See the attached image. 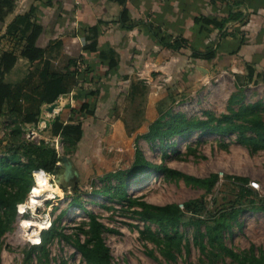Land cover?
Segmentation results:
<instances>
[{
    "label": "rangeland",
    "instance_id": "rangeland-1",
    "mask_svg": "<svg viewBox=\"0 0 264 264\" xmlns=\"http://www.w3.org/2000/svg\"><path fill=\"white\" fill-rule=\"evenodd\" d=\"M177 68L165 64V67L151 66L148 72H141L150 86L145 117L135 119L133 115L134 106L142 105V101L132 104L123 96L117 98L118 109L113 111L115 118L102 124L98 137L84 139L72 156L78 166L75 165L80 174L79 181H65L62 176L64 164L60 162L59 175L46 173L51 196L33 204L30 192L27 199L18 204L24 205L25 211L20 213L17 206L10 228L0 237V264H88L77 250L75 241L78 231L87 228L84 222L89 221V212L105 226L103 237L110 248L113 264H241L228 251L211 244H207L205 250L201 249L197 238L205 233V223L199 226L181 224L177 230L183 236L182 246L180 250H173L174 259L169 258L164 253L166 245L150 238L145 231L150 228L152 232L165 234L160 226L144 221L136 213L141 209L140 201L155 205L178 203L184 208L185 202L202 199L207 209L201 217L208 218L210 214L218 213L221 206L230 205L232 200H241L242 206L250 207L252 202L264 199V150L252 152L238 142L237 134L202 136L198 131L188 140L177 137L170 144H161L159 139L147 140L143 136L148 124L158 116L161 100H165L162 110L172 107L174 112L184 113L187 117H204L206 111L221 117L230 112L231 106L238 108L260 102L259 110L264 119L263 77L249 81L247 71L226 70L211 62L193 61L182 70ZM14 76L12 73L11 78ZM120 84L126 87L122 82ZM120 91L117 89L118 95ZM66 98L64 105L61 100L56 102L53 113L44 110L40 123L28 125L25 131L29 140H45L58 147L61 157L71 155L65 153L64 141L51 135L50 124L58 115L68 120L72 114L70 104L78 108L76 99ZM125 120L132 127L135 120L142 123L139 128L128 130ZM139 147L147 159L157 164L197 177L216 173L219 182L208 193L184 177L153 174L151 178L128 187L129 200H117L104 192L108 186L119 184L116 179L106 178V174L129 168ZM253 182L260 185L259 189L252 186ZM74 200L82 202L83 206L76 205ZM31 223L35 225L33 228H29ZM52 224L64 236L51 238L47 249L34 253L28 262L27 257L34 245L31 240L38 238L41 242L42 232ZM169 231L173 232L168 228ZM31 232L34 235H30ZM80 237L85 241L84 233ZM225 244L240 255L244 264H259L253 256L256 259L264 256V211L250 209L242 214L240 222L234 223L225 233Z\"/></svg>",
    "mask_w": 264,
    "mask_h": 264
},
{
    "label": "trees",
    "instance_id": "trees-1",
    "mask_svg": "<svg viewBox=\"0 0 264 264\" xmlns=\"http://www.w3.org/2000/svg\"><path fill=\"white\" fill-rule=\"evenodd\" d=\"M48 1L53 4L60 0ZM112 1L125 6L119 20L121 29L130 31L139 25L140 22L131 17L126 6L127 0ZM241 4V0L231 2V6ZM14 7L15 0H0V237L10 228L17 214L18 204L27 199L35 186L33 173L44 170L48 174H60L59 162H62V159L57 148L45 140L35 142L25 137L28 125L40 123L43 108L75 88L80 90L81 103L77 104L78 108H72L70 118L65 121L58 115L50 124L51 135L64 141V151L71 155L74 165L76 162L72 156L83 140L90 136L98 137L101 134L102 124L115 118L113 111L118 109L116 101L114 104L105 103L101 98L102 89L106 90L102 79L108 77L119 65L115 48L109 43H100L99 39L94 37L83 46V53L80 56H68L63 59L57 57L56 62L52 54L61 50L63 42L59 38L43 42L45 26L41 21H37L35 9L17 16L7 28L8 34L18 36L21 41L24 39L25 45L20 55L31 62L28 73L21 81L8 82L7 74L15 67L18 55L15 50L4 49L1 39L6 17ZM243 19L244 13L241 11L230 12L225 17L205 15L194 19V27L198 32L217 30L220 39L231 34L227 29L228 23ZM94 29L97 32V27ZM152 29L159 46L171 54L189 55L188 52L191 51V58L207 61L214 60L218 55L219 46L200 50L192 47L184 35L167 37L161 31ZM247 76L249 81L260 76L264 79V73L257 71L252 64L247 65ZM237 78L241 77L237 76ZM120 82L126 87L121 88L119 96H123L132 104L138 100L142 101V105L134 106L135 119L139 116L145 117L150 89L148 82L137 75L130 77L129 74L120 75L119 84ZM234 98L235 96L232 97ZM164 103L165 100L159 102L158 116L148 124V130L143 134L147 140L159 139L161 144L164 142L170 144L169 142L177 137L188 140L198 131L202 136L237 134L238 142L252 152L264 150V119L259 110L262 104L260 102L243 104L238 108L231 106L230 112L221 117H216L209 111L204 113V117H187L184 113L174 112L172 107L162 110L161 106ZM141 123L135 120V126L132 127L125 120L128 130L139 128ZM153 174L184 177L189 183L205 188L208 193L212 192L219 182V175L216 173L209 177H197L157 164L147 159L144 151L139 147L136 150L135 160L129 168L106 174V178L116 179L119 184L108 186L104 192L117 200H129L128 187L151 178ZM247 190L254 194L250 188ZM74 203L83 206L78 200H74ZM138 205L141 209L136 213L144 221L158 224L165 233L161 235L159 232H152L150 228L145 230L150 238L157 239L161 245L162 243L166 245L164 253L169 258L174 259L173 250H180L182 246L183 236L177 230L181 224L199 226L205 223V233L199 234L197 238L201 249L205 250L207 244H211L219 250L228 251L241 264L244 262L241 261L240 255L235 254L225 244V233L234 223L240 222L241 215L250 209L264 211L262 198L258 202H252L250 207L242 206L241 200H232L230 205L221 206L218 213L210 214L208 218L201 217L206 214L207 209L202 199L185 202L184 208L178 203L155 205L140 201ZM88 215L89 221L84 222L87 228L81 229V232L79 230L76 234L77 250L88 264H113L110 248L103 237L104 224L95 214L89 212ZM168 228L173 232H168ZM81 233L85 234V241H81ZM57 235L64 236L55 224L44 230L41 242L31 247L27 261L31 260L34 253L44 252L51 238ZM255 257L253 256V259L256 262L264 264V256H261V259Z\"/></svg>",
    "mask_w": 264,
    "mask_h": 264
},
{
    "label": "crops",
    "instance_id": "crops-1",
    "mask_svg": "<svg viewBox=\"0 0 264 264\" xmlns=\"http://www.w3.org/2000/svg\"><path fill=\"white\" fill-rule=\"evenodd\" d=\"M241 1L240 6H231L232 0H127L126 6L131 17L140 23L126 31L119 27L125 6L117 1L60 0L50 4L48 0H15L13 11L6 17L1 45L4 49L15 50L18 61L6 79L10 83H17L31 67V62L20 55L25 45L24 39L21 41L18 36L8 34L7 28L17 16L32 9L36 10L37 21L45 26L43 42L56 38L63 42L61 50L52 54L56 62L57 57L80 56L83 46L94 37L100 43H109L115 48L119 58L118 68L102 79L106 90L102 89L101 98L105 103L114 104L119 98L117 89L123 86L119 84L120 77L117 74H129L130 77L137 75L144 79L141 72H148L151 66L165 67L167 64L182 70L193 61L211 62L226 70L237 68L236 71L245 73L247 65L252 64L257 71L264 73V0ZM235 11L243 12L244 19L228 23L227 29L231 34L220 39L217 30L198 32L194 27V19L201 16L225 17ZM152 28L167 37L184 35L192 47L200 50L219 46L218 55L214 60L207 61L191 58V51L189 55L171 54L159 46ZM12 73L15 74L14 78H11ZM66 97L81 103L78 88L61 96L56 102L61 100L64 105ZM56 102L52 104L57 105ZM70 105L72 112L76 106Z\"/></svg>",
    "mask_w": 264,
    "mask_h": 264
},
{
    "label": "clouds",
    "instance_id": "clouds-1",
    "mask_svg": "<svg viewBox=\"0 0 264 264\" xmlns=\"http://www.w3.org/2000/svg\"><path fill=\"white\" fill-rule=\"evenodd\" d=\"M33 176L35 178V181H36V187L32 188L31 190V194L32 195H37L39 194L40 192L50 188L51 186L48 184V179L46 178V173L41 170L40 172L38 173H33ZM33 204L36 203V201H32ZM18 211L20 213H23L25 211V206L24 205H18ZM43 226V225H42ZM31 243L33 244H38L40 243L39 239H33L31 240Z\"/></svg>",
    "mask_w": 264,
    "mask_h": 264
},
{
    "label": "water",
    "instance_id": "water-1",
    "mask_svg": "<svg viewBox=\"0 0 264 264\" xmlns=\"http://www.w3.org/2000/svg\"><path fill=\"white\" fill-rule=\"evenodd\" d=\"M54 106L55 104H51L49 106V109L52 110ZM61 159H62V164H64V172L62 173L64 180L69 181L71 179H74L75 181H79L80 174L78 170L75 168L72 159L67 155L62 156Z\"/></svg>",
    "mask_w": 264,
    "mask_h": 264
},
{
    "label": "bare ground",
    "instance_id": "bare-ground-1",
    "mask_svg": "<svg viewBox=\"0 0 264 264\" xmlns=\"http://www.w3.org/2000/svg\"><path fill=\"white\" fill-rule=\"evenodd\" d=\"M40 171H41V170L37 171L36 173H38V172H40ZM43 171H44V170H43ZM44 172H45V171H44ZM45 173H46V172H45ZM46 178H47V174H46ZM48 184H49V182H48ZM36 186H37V185L33 186V188L36 187ZM31 190H32V189H31ZM46 196H47V198L51 196V189H50V188H48V189H46V190L40 192V193L37 194V195H32V194H31L32 200H34V201L42 200L43 197H46ZM34 226H35V225H34L33 223H31V225L29 226V228H33ZM30 235H34V232H33V233L31 232Z\"/></svg>",
    "mask_w": 264,
    "mask_h": 264
},
{
    "label": "built area",
    "instance_id": "built-area-1",
    "mask_svg": "<svg viewBox=\"0 0 264 264\" xmlns=\"http://www.w3.org/2000/svg\"><path fill=\"white\" fill-rule=\"evenodd\" d=\"M50 105H51V104H50ZM50 105H46V106L43 108L42 115L44 114V110L48 111L49 114L53 113L52 111L55 110V108H53L52 110H50V109H49V106H50ZM55 111H56V110H55ZM32 133L35 134V131L32 132ZM57 148H58V147H57ZM59 164H60V162H59ZM252 186L255 187V188H257V189H259V187H260V185H259L258 183H255V182L252 183Z\"/></svg>",
    "mask_w": 264,
    "mask_h": 264
}]
</instances>
